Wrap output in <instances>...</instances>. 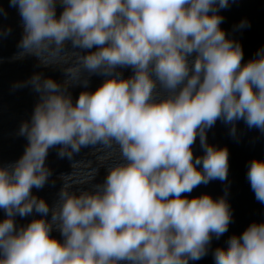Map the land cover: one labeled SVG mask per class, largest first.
Instances as JSON below:
<instances>
[{
	"label": "clouds",
	"instance_id": "9594fccd",
	"mask_svg": "<svg viewBox=\"0 0 264 264\" xmlns=\"http://www.w3.org/2000/svg\"><path fill=\"white\" fill-rule=\"evenodd\" d=\"M229 3L10 0L23 24L16 58L66 61L70 41L73 48L96 49L71 54L76 63L65 72L72 80L82 70L109 78L75 103L66 88L40 74L13 86L31 85L39 101L18 131L28 142L24 153L0 166V264H189L207 255L213 236L219 239L232 222L224 197L184 195L227 180L228 150L209 145L207 130L221 120L235 136L242 120L264 133V48L243 63L241 44L220 27L219 12ZM125 67L133 70L128 78L115 71ZM197 137L203 156L192 150ZM57 147L61 158L92 148L118 152L119 162L102 183L78 194L62 177L50 210L32 189L47 183L45 161ZM247 179L264 204V160L250 161ZM33 212L41 218L17 228L15 217ZM54 225L62 240L51 235ZM213 256L215 264H264V222L232 235Z\"/></svg>",
	"mask_w": 264,
	"mask_h": 264
}]
</instances>
